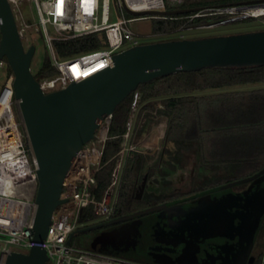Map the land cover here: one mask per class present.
<instances>
[{
	"label": "water",
	"instance_id": "1",
	"mask_svg": "<svg viewBox=\"0 0 264 264\" xmlns=\"http://www.w3.org/2000/svg\"><path fill=\"white\" fill-rule=\"evenodd\" d=\"M197 10L152 13L171 16ZM0 28V59L8 60L14 72L15 98L20 100L21 116L38 163L37 213L32 228L38 243L47 237L53 211L61 203L63 181L77 153L95 137L99 121L113 114L141 84L204 68L264 66V30L159 40L121 51L114 55L112 65L83 81L44 92L32 71L36 46L24 47L7 0H0ZM248 182V190L234 192L233 187ZM139 191L143 194V188ZM190 198L198 199L144 208L81 230L126 221L107 230L93 247L152 264H201L202 253L209 256L202 264H253L255 257L250 255L264 219V168L186 199ZM173 209L179 212H175L176 218L169 217L172 223L168 224L163 217L172 212L155 213ZM47 260L46 250L35 244L29 253L13 250L5 264H46Z\"/></svg>",
	"mask_w": 264,
	"mask_h": 264
},
{
	"label": "built area",
	"instance_id": "2",
	"mask_svg": "<svg viewBox=\"0 0 264 264\" xmlns=\"http://www.w3.org/2000/svg\"><path fill=\"white\" fill-rule=\"evenodd\" d=\"M7 1L10 3L24 47L28 49L34 45L26 35L27 29L34 28L35 31H42L49 48V59L56 67L57 74L40 81L44 92L64 89L71 82L83 81L112 65L114 55L121 51L139 44L151 43L152 41H148L146 36L135 29V24L139 20L171 18L168 15L152 13L166 11V0ZM170 1L177 4L183 0ZM24 3L36 7L41 28L33 27L23 19L20 6ZM131 11L149 14L134 15ZM208 11H211L208 14L217 16V20L211 23L213 26L253 18L264 23V0L218 6ZM200 15L204 13L199 11L190 18L194 19ZM49 25L54 27L58 36L50 34ZM89 34L100 35L103 43L100 48L63 59L57 54L55 41ZM1 37L0 28V46ZM4 59H0V70L6 69L8 65ZM14 78L12 70L6 83L0 88V264H5L13 250L29 253L35 244L46 250L48 256L46 264H152L82 248L73 241V237L71 238L73 233L87 224L82 221L84 210L91 209L97 217L105 218V221L114 213V204L117 200L112 203V187L118 182L126 150H134L128 146V142L135 115L133 113L140 96L138 92L134 94L135 100L127 122V130L123 133L122 144L112 158L117 162L111 182L103 196L98 198L94 190L97 185V172L109 162L104 160L106 143L109 139L116 138L109 134L113 114H108L99 121L95 137L86 142L77 153L63 181L61 203L53 211L47 237L38 243L34 240L32 231L37 213L38 163L21 116L20 100L15 98ZM259 264H264V250Z\"/></svg>",
	"mask_w": 264,
	"mask_h": 264
},
{
	"label": "trees",
	"instance_id": "3",
	"mask_svg": "<svg viewBox=\"0 0 264 264\" xmlns=\"http://www.w3.org/2000/svg\"><path fill=\"white\" fill-rule=\"evenodd\" d=\"M252 1L183 0L171 11L196 8L198 10L196 12L177 13L171 15L169 19H158V24L153 33L157 35L159 33L168 34L177 31L182 26L195 27L196 25L213 23L217 16L208 14L211 12L208 11L209 9ZM168 9L167 7L166 10ZM199 11L204 15L196 16L194 19L190 18ZM55 44L57 54L63 59L98 49L103 43L99 34H89L79 38L56 41ZM56 74L57 69L49 56L44 58L42 65L34 73L39 81ZM257 82H264V66L216 67L162 76L159 79L141 84L136 92L140 93L141 102H149L160 96L165 97V107L160 110V113L168 116L165 140L175 144L176 149L168 151L171 161L176 162V165H173L174 169L177 166L181 168L188 165L194 156L197 159V164L206 165L210 168H218L221 164H225L229 169L238 165H247L245 167L252 169L249 172L251 175L264 167V88L219 92L212 95H196L195 92ZM134 94L135 92H132L122 101L113 113L109 134L116 138L107 141L104 160L109 162L97 172V185L94 192L98 198L103 196L105 189L111 182L113 169L117 162L116 159L112 158L119 150L123 141V133L127 130V122L135 100ZM147 104V107H153L151 103ZM145 158L143 153L137 152L129 156L118 190V200L111 218L131 213L133 205L139 201L136 198L137 185L146 173L151 175L149 169H153L150 166L146 168ZM162 159L163 153L155 167L160 165ZM201 189L204 190V188ZM82 217V221L87 223L89 220L94 221L97 215L88 208L84 210ZM100 222L103 221L87 223L80 227L78 229L80 231L77 233L86 232L81 229ZM119 224L121 223L93 230L106 232ZM87 248L97 250L93 245ZM262 252L257 254L254 264H259Z\"/></svg>",
	"mask_w": 264,
	"mask_h": 264
},
{
	"label": "rangeland",
	"instance_id": "4",
	"mask_svg": "<svg viewBox=\"0 0 264 264\" xmlns=\"http://www.w3.org/2000/svg\"><path fill=\"white\" fill-rule=\"evenodd\" d=\"M166 2L167 7L169 8L167 11H171L178 4L173 3L170 0H166ZM20 11L25 21L31 23L33 27L38 26L39 28H41L39 25L38 13L35 6H30L29 4L24 3L20 6ZM216 20L217 19H215V21ZM157 24L158 20L156 19L139 20V22L135 24V29L140 32V34L146 36L148 41L152 42H158L159 40H178L181 38L196 39L197 37H208L216 35L235 34L240 32H250L254 30H264V23L261 20L255 18L247 19L244 21H236L231 24H222L215 26H213V24L211 23H207L203 26L196 25L195 27L185 26L183 29L177 30V32L168 34L159 33L158 35H155L153 31ZM49 32L52 36H58V33L55 31L52 25H49ZM26 35L28 36L31 43L36 46V51L32 59V71L33 73H36L42 65L44 58L49 56V48L45 43L42 31H35L34 28L27 29ZM6 64H8L6 66V69L0 70V88L6 83L8 74L11 72L8 60H6ZM258 88H264V82H257L255 84H236V86L198 90L197 92H195V94L212 95L219 92H236V90L249 91ZM138 94L140 95L139 92ZM164 98L165 97L160 96L159 98H154L149 102H141V95L139 96L136 110L133 113L135 115L133 117V125L130 132L131 137L128 142V146L132 147L135 151L126 150L125 152L122 166L119 170L120 175L117 179L118 182L112 187V203H114L115 200H118V190L121 184L122 177L125 173V165L129 156H132L134 152L141 154L143 153L145 155V165L147 166L146 168H148L149 166L153 167V169H149V171H151V175L149 176H152V178L158 176L157 179L159 181V185L161 188H164V191H162L160 194L161 198H163L165 194L182 195L198 192L199 190H202L201 188H204L205 190L217 187L220 184H226L233 181H238V179L250 177L258 172L257 171L249 175V172L252 169L249 167H245L247 165H238L233 167L232 169H229L225 164H221L218 168H210L206 165L197 164V159L194 156L192 157V160L188 165H185L181 168H179L180 166H177L176 169L173 170L171 168V165H176V162L173 163V161H171L168 151H174L176 148L173 142H167L165 140L168 116L164 113H160V110H163L165 107ZM147 103H151L153 107H147ZM162 153L163 159L160 163L162 165L155 167V164L160 159ZM167 170H171L173 171V173L170 174V171ZM166 171L169 173H166ZM155 191L158 192V190ZM151 194L150 196L145 195L142 200L137 201L133 205L131 212L133 213L136 211L144 210V208H147L154 203H158L161 200L160 198H157V196L154 197ZM99 221H105V218L97 217L94 221L89 220L87 221V223L90 224ZM104 236V231L92 230L87 232L75 233L72 239L79 247L87 249V247L92 246L93 243H97L103 240ZM263 250L264 241L261 243V247L258 248V251L260 252Z\"/></svg>",
	"mask_w": 264,
	"mask_h": 264
},
{
	"label": "flooded vegetation",
	"instance_id": "5",
	"mask_svg": "<svg viewBox=\"0 0 264 264\" xmlns=\"http://www.w3.org/2000/svg\"><path fill=\"white\" fill-rule=\"evenodd\" d=\"M146 175H147V177H146ZM250 184H251V182L241 183L238 186L233 187L234 188V192L239 193V192L246 191V190L249 189L248 187L250 186ZM220 185H222V184H220ZM141 188H143V194H141L140 191H139ZM163 189L164 188L160 187L157 177H153L152 178V176H149V174L146 173L145 176L143 177V179L137 185L136 198L138 200H142L145 195L150 196V194L152 193L151 195H153L154 197L157 196V198L161 199L158 203H154V204H152L151 206H148V207H152V206H156V205H162L163 203H173L174 204L175 202H178V204H182V203H189V202L196 201L198 198H192V199L191 198L190 199H186V198L192 197V196H194L196 194L201 193V191H204V190H201V191H198V192L187 193V194H182V195H180V194H176V195H174V194H171V195L170 194H165L166 196L164 195V197L161 198L160 194H161L162 191H164ZM155 190H158V192H156ZM182 199H186V200H182ZM163 212H172V213H168L167 215H165L163 217V220L165 221V224H168V223H172V221L170 220L171 218H169V217L176 218L177 213H175V212H179V211L173 209V210H170V211L169 210L168 211H157L155 213H163ZM125 222L121 223L119 225H115L114 227L123 225V224H125ZM261 225L262 226H261V228L259 230L257 239H256V241L254 243V248H253V250L251 252V255H250V256H254L255 257V261H256L257 254L260 253V251H258V248L261 247V243L264 241V219H263V222H262ZM150 247L151 246L149 245V248ZM181 249H182V247H180L178 252H180ZM214 253H215V251H214ZM207 257H209V256L205 255V253H202V255H200L199 258L201 260V264L206 262ZM255 261H254V263H255ZM247 264H249V262H247Z\"/></svg>",
	"mask_w": 264,
	"mask_h": 264
},
{
	"label": "crops",
	"instance_id": "6",
	"mask_svg": "<svg viewBox=\"0 0 264 264\" xmlns=\"http://www.w3.org/2000/svg\"><path fill=\"white\" fill-rule=\"evenodd\" d=\"M161 165V164H160ZM171 168L174 170V167L171 165ZM167 171H170V174H172L173 173V171H171V170H167ZM166 171V173H169V172H167Z\"/></svg>",
	"mask_w": 264,
	"mask_h": 264
}]
</instances>
